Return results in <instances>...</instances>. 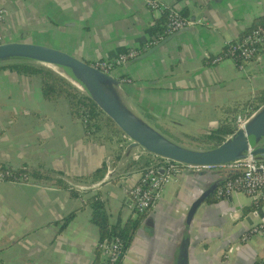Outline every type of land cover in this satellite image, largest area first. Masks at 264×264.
I'll return each instance as SVG.
<instances>
[{
    "label": "crops",
    "instance_id": "0c3cea01",
    "mask_svg": "<svg viewBox=\"0 0 264 264\" xmlns=\"http://www.w3.org/2000/svg\"><path fill=\"white\" fill-rule=\"evenodd\" d=\"M150 1L201 23L111 74L141 119L180 145L206 148L193 138L221 123L235 127L238 117L253 113L246 104L264 91V48L243 71L230 58L210 62L226 42L264 21V0H0V42L22 34V41L90 64L110 59L153 36L161 12ZM107 128L88 134L65 99L42 97L38 77L0 68V164L23 169L32 180L0 183V264H93L100 234L91 196L103 202L110 224L135 217L128 191L142 169L125 166L138 157L148 165L151 157L140 147L127 149L123 133ZM108 161L117 169L109 181L83 193L70 186L99 182L103 177L85 178ZM238 170L227 165L176 175L142 217L119 264H174L185 227L189 264H264V232L241 241L264 218V203L240 192L215 197V188ZM205 190L208 197L189 214Z\"/></svg>",
    "mask_w": 264,
    "mask_h": 264
},
{
    "label": "water",
    "instance_id": "95a60500",
    "mask_svg": "<svg viewBox=\"0 0 264 264\" xmlns=\"http://www.w3.org/2000/svg\"><path fill=\"white\" fill-rule=\"evenodd\" d=\"M216 1V0H215ZM192 25L168 35L157 45L138 55L130 62L142 61L150 57L159 47L167 43L176 34L192 31ZM18 40L0 42V65L31 62L44 65L65 78L68 82L88 95L97 107L111 119L120 131L130 140L127 149L140 147L153 155L168 158L189 165H209L220 167L233 165L244 158L264 162V103L246 120L244 126L227 136L215 147L193 148L180 145L164 136L152 125L141 119L126 104L122 93L118 91L120 81L112 74H106L93 67L89 62L49 45ZM52 66H59L76 77L85 87V91L72 83L66 76ZM242 123V124H243ZM105 173L96 183V187L109 181L114 173ZM216 189V188H215ZM210 190L202 192L191 204L188 213L193 215L200 204L208 197ZM190 234L185 227L175 250L174 264H189Z\"/></svg>",
    "mask_w": 264,
    "mask_h": 264
},
{
    "label": "built area",
    "instance_id": "2783aa9c",
    "mask_svg": "<svg viewBox=\"0 0 264 264\" xmlns=\"http://www.w3.org/2000/svg\"><path fill=\"white\" fill-rule=\"evenodd\" d=\"M151 9L166 13V23L161 34L153 35L145 44L138 48H129L124 52L110 59L97 60L91 63L93 67L106 74H111L116 68L123 65L142 54L146 50L157 45L166 36L184 28L185 26L201 23V20L191 19L183 15L180 11L159 5L154 1L149 2ZM5 15V10L0 8V21ZM1 41V37H0ZM264 48V21L253 25L239 38L225 43L224 49L216 56L210 58L211 63H217L224 58L234 60L240 70L246 68V64L257 58ZM78 117L88 134L95 132L92 120L89 117L88 110L84 106H79ZM243 118L238 117L234 124L237 126ZM124 138L130 141L124 134ZM129 143V142H128ZM142 153L151 157L150 163L141 170L137 181L129 189L131 206L135 213H147L157 203L161 197L165 186L178 174L182 172H201L204 169H210L209 165H189L168 158L153 155L141 150ZM232 166L239 170L231 177L221 182L215 189V197L224 199L234 192H240L246 195L252 203H264V162L255 161L250 158H244L237 161ZM113 166L108 161L106 163V172L113 170ZM13 182L26 184L32 182L31 177L26 171L19 168H12L5 164H0V183ZM96 183L86 184L81 182H71L70 186L80 191L86 192L96 188ZM236 216V214H235ZM264 232V218L257 224L249 227L241 234V241L246 242L252 236ZM99 263L98 264H118L124 256L125 250L122 240L118 236H112L109 239L99 240Z\"/></svg>",
    "mask_w": 264,
    "mask_h": 264
},
{
    "label": "trees",
    "instance_id": "16d2710c",
    "mask_svg": "<svg viewBox=\"0 0 264 264\" xmlns=\"http://www.w3.org/2000/svg\"><path fill=\"white\" fill-rule=\"evenodd\" d=\"M183 15H186L185 12H181ZM166 23V13H162L159 18L155 19V29L153 35L161 34ZM242 36V35H241ZM0 68H8L13 70L19 74H23L29 77H38L40 79V91L41 95L46 100H57V99H65L70 109L73 113L78 115L79 106H84L89 113V117L92 120V125L94 127H98V123L103 121L105 125L110 128H113L116 132L121 133L120 129L111 121L109 117H107L93 102V100L68 82L65 78L54 72L52 69L37 63L31 62H17V63H9L0 65ZM264 103V91H261L258 95H256L250 102L246 104V108L249 112L256 111L262 104ZM235 127H231L227 123H221L216 130H213L210 134L199 135L194 137V141L197 143L208 146L215 147L222 143L227 136L232 134L235 130ZM141 157L130 160L125 168H131L134 165L140 167V169L144 170L147 166V161L141 164ZM106 172V165L95 169L91 175L86 177L85 179L90 178L92 181L100 180ZM88 202L91 207V220L97 226L100 234L99 240H103L105 238L109 239L112 236H118L121 238L124 250L126 251L130 245L134 232L138 228L141 219L146 213H136L135 217L129 218L124 224L115 223L110 224L108 220L107 213L104 208L103 202L96 196H91L88 199ZM256 206V205H255ZM254 207V205H253ZM70 217H66L68 220ZM99 258L98 253L96 258L94 259L93 264H98ZM120 263V262H119ZM118 263V264H119Z\"/></svg>",
    "mask_w": 264,
    "mask_h": 264
},
{
    "label": "bare ground",
    "instance_id": "6f19581e",
    "mask_svg": "<svg viewBox=\"0 0 264 264\" xmlns=\"http://www.w3.org/2000/svg\"><path fill=\"white\" fill-rule=\"evenodd\" d=\"M55 70H57L58 72L62 73L64 76H66L70 81H72V83H74L75 85H77L78 87H80L81 89H83L84 91L86 90L84 85L82 84L81 81H79L76 77H73L70 73H68L67 70H65L62 67L59 66H52ZM245 123H243L242 126H244Z\"/></svg>",
    "mask_w": 264,
    "mask_h": 264
},
{
    "label": "rangeland",
    "instance_id": "374dc122",
    "mask_svg": "<svg viewBox=\"0 0 264 264\" xmlns=\"http://www.w3.org/2000/svg\"><path fill=\"white\" fill-rule=\"evenodd\" d=\"M244 121H245V120H243L241 123H239V125L237 124L236 127L238 128V127H240L241 125H243L242 123H243ZM103 127H105L106 129H108L107 126L104 124L103 121L99 122V123H98V127H97V128L95 127V132H94L93 134H95L96 132H98V130H101V128H103Z\"/></svg>",
    "mask_w": 264,
    "mask_h": 264
}]
</instances>
